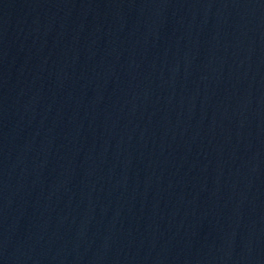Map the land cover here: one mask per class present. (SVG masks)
<instances>
[{
	"label": "water",
	"instance_id": "1",
	"mask_svg": "<svg viewBox=\"0 0 264 264\" xmlns=\"http://www.w3.org/2000/svg\"><path fill=\"white\" fill-rule=\"evenodd\" d=\"M0 264H264V0H0Z\"/></svg>",
	"mask_w": 264,
	"mask_h": 264
}]
</instances>
